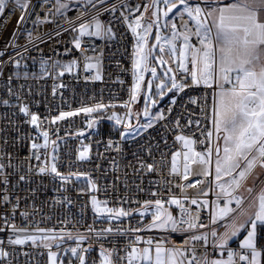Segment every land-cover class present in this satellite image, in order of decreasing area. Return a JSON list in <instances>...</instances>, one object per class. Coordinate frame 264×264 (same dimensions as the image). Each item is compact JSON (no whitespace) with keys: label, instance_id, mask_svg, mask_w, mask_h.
Returning a JSON list of instances; mask_svg holds the SVG:
<instances>
[{"label":"built area","instance_id":"1","mask_svg":"<svg viewBox=\"0 0 264 264\" xmlns=\"http://www.w3.org/2000/svg\"><path fill=\"white\" fill-rule=\"evenodd\" d=\"M25 2L30 5L28 9L17 8L16 0H8L0 16V52L3 53L0 55V163L5 165L0 174V228L4 229L0 232V247L10 253L3 264H48L49 251L55 252L63 264H79L70 251L73 247L85 255V264H100L102 247L107 250L115 247L117 255H126L124 245L134 239V235L114 237L100 233L108 228L115 233L117 226L123 233L127 228L138 226V220L139 226L150 222V215L146 220L138 216L144 201L157 198L150 193L157 192L163 180L176 184L177 178L170 175L171 154L182 145L175 142V135L199 138L201 130H211V93L202 88L186 89L176 96L173 111L167 113L169 100L175 93L170 94L160 102L158 109L170 116L172 122L156 121L153 128L130 135L124 124H137L132 111L138 98L131 103L130 115H126L129 110L123 105L129 101L133 85L135 38L124 17L133 20L143 14V23L148 22L144 6H151V0H59L68 5L59 13L56 12L58 0ZM113 5L116 6L114 11H104L105 8L111 10ZM97 12L101 22L112 29L110 38L84 36L80 38L81 47L76 48L74 37L78 32L73 31V27L88 22ZM25 13L26 19L18 24ZM29 33L32 42L28 40ZM165 34L170 35L166 31ZM196 39L191 37L190 41ZM13 60L19 61V67L10 62ZM42 60L47 62L45 72H41ZM87 62H93L95 68L86 69ZM66 65H72L71 70H66ZM96 75L100 78L94 79ZM189 98L197 99L200 106L209 105L207 116L198 105L189 103ZM5 100L7 104L3 103ZM98 103L106 105L105 109L90 114L79 112L52 123L61 111L76 112ZM21 106H26L30 114L38 117L37 125L30 123L31 115L20 112ZM112 113L123 117V122L117 125L115 120L108 119ZM189 119L193 121L191 125ZM196 120L200 121L199 126ZM44 131L49 134L47 148L34 150L33 143L44 145L41 135ZM85 149L88 159L80 160L79 154ZM37 152L39 161L35 158ZM162 160L167 161L163 170L159 167L154 172L141 169V162L159 165ZM53 163L60 176L68 177L67 181L51 173ZM45 165L48 171L40 173L39 167ZM77 173L84 175L77 179L74 175ZM88 180L94 183L95 190H90ZM179 182L184 183L183 180ZM188 191L195 192L194 189ZM5 194L9 197L7 202L2 199ZM92 196L102 206L107 202V207L132 211L135 218H97ZM129 198L131 203H125ZM171 207L175 214L178 210ZM11 226L27 228L29 232L37 228L51 230V235L63 237L64 241L59 247L56 246L58 241H50V248L37 247L32 242L10 245L8 239L15 238ZM261 228L264 232V226ZM69 234L73 239L67 238ZM161 234L158 230L136 233L142 238L155 236L156 239ZM240 241H229V247L234 252L246 254L238 247ZM182 243L181 235L173 234L169 246L180 247ZM144 246L142 239L138 247ZM84 249L88 251L83 252ZM209 250L213 251L210 246ZM258 250L264 253V245L258 244ZM214 252V258H226L223 250L215 249ZM260 264H264V256Z\"/></svg>","mask_w":264,"mask_h":264},{"label":"snow or ice","instance_id":"2","mask_svg":"<svg viewBox=\"0 0 264 264\" xmlns=\"http://www.w3.org/2000/svg\"><path fill=\"white\" fill-rule=\"evenodd\" d=\"M7 2L8 0H0V16L5 12ZM178 5L182 6V9L178 8ZM15 6L20 9L30 7L25 0H16ZM92 6L95 7V4ZM67 7V4L59 3L58 0L56 12L59 13L61 9ZM115 7L113 5L111 10L105 8L104 11H114ZM144 7L147 11L149 6ZM151 7L154 9L152 20L146 25L143 24V14L133 20L124 17L136 42L132 60L133 85L130 99L123 105L129 110L126 115L131 114V103L142 94L141 85L145 82L147 72L150 73V78L146 82L147 89L156 90L153 96L164 98L175 93L169 100L167 113L173 111L177 103L176 96L184 93L186 89L202 88L206 93L210 92L212 128L201 130L199 138H190L186 134L175 135V142L182 145L180 150L171 154L170 175L177 178L176 184L173 185L172 180H163L160 189L150 193V196L157 198L144 201L138 216L141 220H146L150 215V222L139 226L138 220V226L127 228L123 233L120 232L119 226L115 233H112L111 228L100 233L113 234L114 237L121 234L134 235V239H130L129 243L124 245L126 255H117L115 247L111 250L102 247L100 264H238V262L260 264L259 234L262 231L261 226H264V74L257 78L255 73L243 66L219 67L215 47L221 39L227 42L226 38L233 30V23L241 21L245 22L243 30L246 33V40L251 36L255 43L264 42V22H260L255 14L259 9H249L242 0L230 2L203 0V5L200 2L190 3V0H151ZM213 12H218V19L215 21L211 19ZM26 15L27 13L20 16L18 24L24 22ZM83 15L84 13H81V16ZM99 15L97 12L88 22L80 23L78 28L73 27L72 30L78 32L74 37L76 48L81 47L80 38L84 36L110 38L112 29L101 22ZM165 17L169 19L165 20ZM154 28L156 43L149 46V35ZM165 31L170 35H166ZM191 37L197 39L190 41ZM28 40L29 42L33 40L31 33L28 34ZM157 48L159 56L154 52ZM0 55L3 53L0 52ZM164 55L169 56L171 62L177 66L175 69L165 68L161 76L158 75L153 61L160 65L167 64ZM10 62L19 67L18 60ZM46 64V61H41V72L47 71ZM71 66L66 65V70H71ZM93 67L95 65L91 63L85 64L86 69ZM99 78V75L94 77ZM229 98L237 100V103L231 104ZM143 99L146 106L141 114L147 118V123H137L135 126L124 124L128 134L135 135L141 129L145 131L151 129L156 121L172 122L170 116L163 111L150 115V110L159 101L148 95L147 91L143 92ZM3 103L7 104L8 101L5 100ZM189 103L198 105L201 112L207 116L209 105L200 106L198 100L192 98H189ZM105 107L103 103H98L94 107L80 108L76 112L61 111L53 118L52 123L78 115L79 112L90 114ZM20 112L26 116L31 115L30 123L37 125L38 117L30 114L26 106H21ZM108 119L115 120L119 125L124 118L112 113ZM192 123L193 121L189 119L188 124ZM195 124L199 126L200 121L196 120ZM89 127H92L91 123ZM164 127L166 128L167 124ZM41 135L45 143L44 145L33 143L34 150L40 147L47 148L49 134L44 131ZM35 158L40 160L38 152ZM79 159H88L87 149L80 152ZM166 165V160H162L159 165L141 162V169L146 168L148 172H154L158 167L163 170ZM4 167L5 165L0 163V174L3 173ZM47 171V165L39 167L40 173ZM50 171L61 180H68V177L60 176L55 163L51 165ZM74 175L79 179L84 174ZM21 179L24 177L21 176ZM6 180L5 177V182ZM180 180L184 183H180ZM87 182L90 190H95L94 183L91 180ZM176 188L179 189L178 193ZM189 189H194L195 192L189 193ZM2 199L7 202L9 197L5 194ZM91 200L97 218L100 216H107L109 220L135 218L134 213L128 209L110 208L106 206L107 202L102 206L95 196H92ZM124 202L131 203V200L129 198ZM171 206L178 210L175 214ZM5 222L9 223L7 220ZM246 225L250 227L246 228ZM11 227L15 238L8 239L10 245L32 242L34 246L50 248V241H58L57 247L64 241L63 237L51 235V230L37 228L34 232H29L27 228ZM154 229L162 233L159 239L155 236L142 238L141 235H136ZM220 229H223V232ZM241 229L247 234L239 242L238 247L245 250L246 254L234 252L229 247V241L237 236ZM2 231L4 229L0 228V232ZM173 234L181 235L183 243L180 247L174 244L169 246ZM67 238L73 239L70 234ZM79 239L83 240L84 237ZM142 239L145 246L141 248L138 245ZM209 246L213 251L209 250ZM215 249L223 250L226 258H214ZM70 251L78 258L79 264H85L86 257L78 253L77 247L71 248ZM9 255L10 253L0 247V264H3V260ZM48 260L49 264H56V253L49 251Z\"/></svg>","mask_w":264,"mask_h":264},{"label":"clouds","instance_id":"3","mask_svg":"<svg viewBox=\"0 0 264 264\" xmlns=\"http://www.w3.org/2000/svg\"><path fill=\"white\" fill-rule=\"evenodd\" d=\"M249 9L257 10L256 18L264 22V0H242ZM212 20L218 19V12H213ZM245 22H234L233 30L225 39L217 42L216 57L219 67H246L256 74L257 78L264 74V42L255 43L251 36L247 37L243 30ZM231 104L235 105L237 100L229 98ZM243 219V218H241Z\"/></svg>","mask_w":264,"mask_h":264},{"label":"rangeland","instance_id":"4","mask_svg":"<svg viewBox=\"0 0 264 264\" xmlns=\"http://www.w3.org/2000/svg\"><path fill=\"white\" fill-rule=\"evenodd\" d=\"M196 2H198L197 0H190V3H196ZM64 3V2H63ZM70 4H71V2H69ZM65 4V3H64ZM178 8H180V9H182V6H180V5H178ZM152 11H154V9L150 6V7H148L147 8V11H144L145 12V14H146V16L148 17V22L149 21H151L152 20ZM174 12H176V10L174 9ZM169 16L171 17L172 16V14H169ZM165 20H168L169 18L168 17H165L164 18ZM148 22H146V23H143L144 25H146ZM162 31H164V30H162ZM136 43V42H135ZM153 43H156V41H155V28H154V30H153V33H152V36H151V39H150V41H149V46H151V44H153ZM154 52H155V54L157 55V56H159L160 55V53H159V50H158V48L157 49H155L154 50ZM169 57V56H168ZM166 61H167V59L165 58V57H163ZM170 58V57H169ZM89 63H91V64H93V65H95L93 62H87L86 64H89ZM153 64H154V66L157 68V72H158V75H163V71H164V69L165 68H167V67H171V65L169 64V63H167V64H165V65H160V64H157V63H155V61H153ZM176 64H174V66H173V68L175 69L176 68ZM95 67H93V68H91V69H94ZM150 78V73H147L146 72V78H145V82H143L142 83V85H141V88H142V94L138 97V100L134 103V106H133V111H132V115H133V117L134 118H136L137 119V123H141V124H143V123H147V118L146 117H143L142 116V111H143V109L145 108V101H144V99H143V92L144 91H147L148 92V95H150V96H152V98L153 99H156V100H158L159 102L155 105V107L153 108V109H151L150 110V115H154L157 111H159V109H158V107H159V104H160V102L163 100V99H165V98H167L168 96H166V97H164V98H160L159 96H153L152 94L156 91L155 90V88H153V89H151V90H148L147 89V80ZM156 82H159V81H156ZM150 103V102H149ZM135 126V125H134ZM130 135H132V134H130ZM257 171H259V169L257 170ZM249 184L251 183V181H249L248 182ZM247 226V225H246ZM155 230V229H154ZM244 229H241V231H240V233H238L237 234V236H235V237H233L231 240H233L234 238H239L238 236L239 235H241L242 234V231H243ZM244 234H246V231H245V233H243L242 235H244ZM230 240V241H231ZM236 240V239H235ZM234 240V241H235ZM261 257V256H260ZM48 264H49V260H48ZM56 264H63V260L62 259H57L56 260Z\"/></svg>","mask_w":264,"mask_h":264},{"label":"crops","instance_id":"5","mask_svg":"<svg viewBox=\"0 0 264 264\" xmlns=\"http://www.w3.org/2000/svg\"><path fill=\"white\" fill-rule=\"evenodd\" d=\"M198 2H200V3L203 5V0H200V1H198ZM229 2H230V0H229ZM149 7H150V6H149ZM164 57L167 59L168 63L171 65V67H173V66H174V63L171 62L170 58H169L167 55H164ZM257 191H258V189H257ZM246 194H247V193H245V195H246ZM253 211H254V209H253ZM248 227H250V226L247 225L246 228H248ZM243 233H245V230L242 231V234H243ZM242 234L238 236V237H239V238H238L239 240H240V239L242 240L243 237H244L247 233L244 234V236H243ZM242 236H243V237H242ZM241 237H242V238H241ZM235 239L238 240L237 238H234V239L231 240V241H234ZM263 243H264V242H263ZM263 245H264V244H263ZM263 256H264V253L261 252L260 260H261V258H262Z\"/></svg>","mask_w":264,"mask_h":264},{"label":"trees","instance_id":"6","mask_svg":"<svg viewBox=\"0 0 264 264\" xmlns=\"http://www.w3.org/2000/svg\"><path fill=\"white\" fill-rule=\"evenodd\" d=\"M146 78V76H145ZM263 238H264V232L261 231V233L259 234V245H263Z\"/></svg>","mask_w":264,"mask_h":264},{"label":"water","instance_id":"7","mask_svg":"<svg viewBox=\"0 0 264 264\" xmlns=\"http://www.w3.org/2000/svg\"><path fill=\"white\" fill-rule=\"evenodd\" d=\"M152 33H153V31H152ZM152 33L149 35V41H150V39H151ZM145 76H146V73H145Z\"/></svg>","mask_w":264,"mask_h":264}]
</instances>
